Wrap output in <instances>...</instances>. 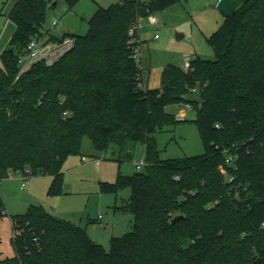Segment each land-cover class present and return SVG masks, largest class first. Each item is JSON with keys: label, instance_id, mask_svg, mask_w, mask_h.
Returning <instances> with one entry per match:
<instances>
[{"label": "trees", "instance_id": "1", "mask_svg": "<svg viewBox=\"0 0 264 264\" xmlns=\"http://www.w3.org/2000/svg\"><path fill=\"white\" fill-rule=\"evenodd\" d=\"M56 1L18 0L8 14L16 29L1 55L0 182L51 176L49 195L62 193L63 165L85 139L119 164L132 162L141 143L144 168L104 187L131 190L120 211L134 223L107 251L85 229L31 205L11 216L14 256L0 254V264H264V0H247L207 38L214 59L196 56L188 72L168 65L156 89L141 67L144 42L129 30L182 0L100 8L58 63L19 76L20 56L44 36ZM194 92L199 100L189 98ZM178 104L195 110L205 152L162 160L156 135L183 122L168 111ZM7 215L0 194V219Z\"/></svg>", "mask_w": 264, "mask_h": 264}, {"label": "rangeland", "instance_id": "2", "mask_svg": "<svg viewBox=\"0 0 264 264\" xmlns=\"http://www.w3.org/2000/svg\"><path fill=\"white\" fill-rule=\"evenodd\" d=\"M17 1L0 0V66L1 55L9 47L16 29L8 14ZM120 1L79 0L70 7L66 0H59L57 6L49 12L47 25L51 28L53 22L59 20L58 26L52 29L57 38L62 37L63 30L70 37L84 36L89 31V21L100 8H109ZM197 1L199 0H182L172 8L155 14L159 25H152L148 18L144 19L143 27L139 31L140 40L144 42L140 56L148 88L161 87L162 72L168 65L184 68L186 63H190L198 55L214 59V50L208 43L204 32L206 30H203L209 15L206 13V16L202 17L203 20L197 16ZM209 1L210 6H207L206 10L213 14V10L222 0ZM177 35L183 37L179 40ZM189 98L199 100L200 94L194 92ZM168 111L177 117L180 112H184L186 118L185 122L167 127L156 135L160 158L168 160L202 155L205 148L198 128L192 123L196 118L195 110L188 108L187 104H178L170 106ZM145 151V145L140 143L134 160L119 164L116 161L101 159V155L94 151L90 141L85 139L81 154L70 156L63 165L62 193L53 195H49L51 176L16 175L1 181L0 194L8 213L0 219L2 257L14 256L11 244V216L26 213L31 205L42 206L52 216L80 226L92 240L109 251L113 237H122L132 231L134 216L131 212L120 211L130 199L129 188L114 193L104 190V187L114 184L119 175L132 176L138 172L137 165L144 161Z\"/></svg>", "mask_w": 264, "mask_h": 264}, {"label": "built area", "instance_id": "3", "mask_svg": "<svg viewBox=\"0 0 264 264\" xmlns=\"http://www.w3.org/2000/svg\"><path fill=\"white\" fill-rule=\"evenodd\" d=\"M121 1L126 2L128 0ZM143 1L148 2L149 0ZM148 20L152 25H159V19L154 14H151L148 17ZM143 21L144 19L140 18L139 21L130 28V37L134 38L139 35V31L143 27ZM58 24L59 20L54 21L51 28H49V26L46 24L43 31L44 36H37L28 43L25 49V53L22 54L19 59V76L31 69V67L36 63L44 62L49 67L55 65L74 48L75 40L71 37L51 39V36H54L52 33V29L56 28ZM141 67L144 68L143 66ZM190 67V63H186L183 69L185 72H188L190 70ZM188 108H190L189 105ZM178 117L180 120H182L184 118V115L180 114L178 115ZM85 160L86 159L83 158V161ZM144 166L145 163H142L138 165L137 168L138 170H141ZM18 234L19 233L17 232L13 233V237H17Z\"/></svg>", "mask_w": 264, "mask_h": 264}, {"label": "crops", "instance_id": "4", "mask_svg": "<svg viewBox=\"0 0 264 264\" xmlns=\"http://www.w3.org/2000/svg\"><path fill=\"white\" fill-rule=\"evenodd\" d=\"M246 1L247 0H222L221 3L218 4V7L213 10L214 11L213 14L211 13L210 10H206V7L210 6L209 2H211V1H209V0L197 1V4H198V7H196L197 16H199V18H201V20H203L202 17L204 18V16H206V13H208L207 15H209V17L207 19L208 22H207V24H205V27L203 29V30H206L204 32H206L205 34L207 35V38L210 37L214 32H216L219 29V27L224 22V19L226 16L232 15ZM138 38L140 39V34L138 35ZM180 114H184V112H180L179 115ZM185 118H186V116H184V118L181 121H184ZM142 163H144V161ZM137 170H138V168H137ZM101 219H102V216L99 217V220H101ZM94 242H96V241H94Z\"/></svg>", "mask_w": 264, "mask_h": 264}, {"label": "water", "instance_id": "5", "mask_svg": "<svg viewBox=\"0 0 264 264\" xmlns=\"http://www.w3.org/2000/svg\"><path fill=\"white\" fill-rule=\"evenodd\" d=\"M57 4H58V1L54 2L53 7H56ZM62 33L65 35L67 32H66L65 30H63ZM177 38L180 40V39L182 38V35H177ZM57 219H59V218H57ZM180 219H181V216H180V217H176V218L173 220V223L178 222Z\"/></svg>", "mask_w": 264, "mask_h": 264}]
</instances>
